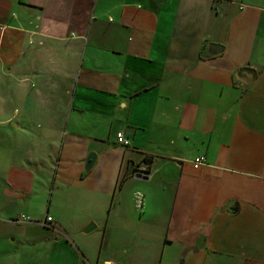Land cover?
<instances>
[{
    "label": "crops",
    "instance_id": "crops-1",
    "mask_svg": "<svg viewBox=\"0 0 264 264\" xmlns=\"http://www.w3.org/2000/svg\"><path fill=\"white\" fill-rule=\"evenodd\" d=\"M0 64L62 129L51 181L6 131L0 264H264V0H0Z\"/></svg>",
    "mask_w": 264,
    "mask_h": 264
},
{
    "label": "rangeland",
    "instance_id": "rangeland-1",
    "mask_svg": "<svg viewBox=\"0 0 264 264\" xmlns=\"http://www.w3.org/2000/svg\"><path fill=\"white\" fill-rule=\"evenodd\" d=\"M15 68H13V66L8 67L0 64V105L2 106V111H0V161L8 162L11 160L9 157V144L5 136L6 131L14 130L15 135L21 136V134H24L27 138V144L23 149L24 158L12 159L13 162L23 163V166H28L31 169L33 168L37 172H39L40 169L45 170L46 168L49 174L44 176L47 180L51 181L55 173L58 159L62 129L58 127L42 128L36 126L35 124H37L38 119L34 118L35 113H29L28 118L31 120L25 125L22 119H27L28 113L18 111L19 108H15L14 110L16 111L14 113L11 110L8 111L7 106L12 107L21 105L24 96L23 93H27L28 87H35V82L32 80H30V84L28 85V77L22 74L20 65H16ZM8 72H13V75H8ZM11 89H13L14 92L13 96L9 95ZM12 117L18 120V127L7 129L8 124H6L4 120L7 118L11 119ZM42 174L41 172V176H43ZM66 219H70V215H66Z\"/></svg>",
    "mask_w": 264,
    "mask_h": 264
},
{
    "label": "water",
    "instance_id": "water-1",
    "mask_svg": "<svg viewBox=\"0 0 264 264\" xmlns=\"http://www.w3.org/2000/svg\"><path fill=\"white\" fill-rule=\"evenodd\" d=\"M223 50V47L222 45L218 44V43H211L209 45V51L211 53H220L221 51ZM244 73H249L251 74L253 77L256 76V71L252 68H249V66H246V67H243L239 70L238 72V75L239 76H242ZM95 162H96V154L94 152L92 153H88L87 157H86V166H85V170L86 171H90L94 165H95ZM135 165H134V162H131L130 164V167L128 169V174L131 175V174H134L136 177L138 178H148L147 175H145L144 173H141V172H135ZM234 210V209H233ZM95 224L93 222H91L89 225L86 226L85 228V232H90L92 231L93 229H95Z\"/></svg>",
    "mask_w": 264,
    "mask_h": 264
},
{
    "label": "built area",
    "instance_id": "built-area-1",
    "mask_svg": "<svg viewBox=\"0 0 264 264\" xmlns=\"http://www.w3.org/2000/svg\"><path fill=\"white\" fill-rule=\"evenodd\" d=\"M117 141L119 143H121V145H124V146H128L130 144V141L129 139L125 136V134L122 132V131H119L117 133ZM205 156L204 155H198L195 157V159L193 160V163L195 166H200L202 165L203 163H205ZM18 219H22V220H31L30 216L26 215V214H21L18 218ZM52 219V216H48L47 217V220H51Z\"/></svg>",
    "mask_w": 264,
    "mask_h": 264
},
{
    "label": "trees",
    "instance_id": "trees-1",
    "mask_svg": "<svg viewBox=\"0 0 264 264\" xmlns=\"http://www.w3.org/2000/svg\"><path fill=\"white\" fill-rule=\"evenodd\" d=\"M147 160H149V159L147 158Z\"/></svg>",
    "mask_w": 264,
    "mask_h": 264
}]
</instances>
